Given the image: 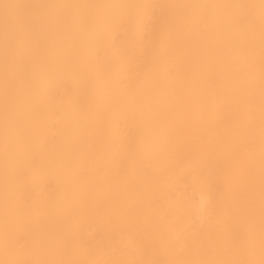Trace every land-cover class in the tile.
Masks as SVG:
<instances>
[{
  "label": "bare ground",
  "instance_id": "obj_1",
  "mask_svg": "<svg viewBox=\"0 0 264 264\" xmlns=\"http://www.w3.org/2000/svg\"><path fill=\"white\" fill-rule=\"evenodd\" d=\"M0 264H264L261 0H0Z\"/></svg>",
  "mask_w": 264,
  "mask_h": 264
},
{
  "label": "snow or ice",
  "instance_id": "obj_2",
  "mask_svg": "<svg viewBox=\"0 0 264 264\" xmlns=\"http://www.w3.org/2000/svg\"><path fill=\"white\" fill-rule=\"evenodd\" d=\"M262 7H264V0H261ZM192 182L194 184H199L202 182V179L200 177H193Z\"/></svg>",
  "mask_w": 264,
  "mask_h": 264
}]
</instances>
